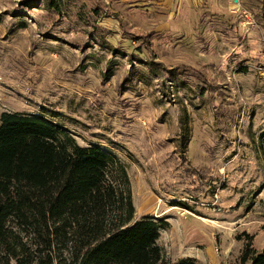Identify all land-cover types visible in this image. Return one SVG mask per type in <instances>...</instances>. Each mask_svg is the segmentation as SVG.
Segmentation results:
<instances>
[{
  "label": "rangeland",
  "instance_id": "rangeland-1",
  "mask_svg": "<svg viewBox=\"0 0 264 264\" xmlns=\"http://www.w3.org/2000/svg\"><path fill=\"white\" fill-rule=\"evenodd\" d=\"M245 1L239 32L213 14L163 34L168 17L138 2L61 0L58 15L0 0V114L51 119L115 154L134 222L170 224L158 241L169 261L237 264L244 233L264 249V16Z\"/></svg>",
  "mask_w": 264,
  "mask_h": 264
},
{
  "label": "trees",
  "instance_id": "trees-1",
  "mask_svg": "<svg viewBox=\"0 0 264 264\" xmlns=\"http://www.w3.org/2000/svg\"><path fill=\"white\" fill-rule=\"evenodd\" d=\"M42 2L61 14V0ZM227 22L221 24L231 34L235 26ZM50 120L0 114V264H198L166 259L158 241L170 229L167 221L134 222L125 163L98 144L79 145ZM236 240L244 244L237 264H264L253 236Z\"/></svg>",
  "mask_w": 264,
  "mask_h": 264
},
{
  "label": "crops",
  "instance_id": "crops-1",
  "mask_svg": "<svg viewBox=\"0 0 264 264\" xmlns=\"http://www.w3.org/2000/svg\"><path fill=\"white\" fill-rule=\"evenodd\" d=\"M244 1L245 0H122L123 3L120 5V11L126 12L128 7H131V4L137 2V7L140 8H142L143 5H151L150 7H152V9L150 12L168 17L162 24L163 27H157L155 29L156 32L163 34L168 32L171 34L179 32V29L190 26L194 24V22L203 21L204 16L208 18V16H213V14L218 15L219 18L213 16L214 19L211 18V20L228 21L227 23L230 27L234 25L238 29L239 24L234 20L236 16L238 17V13L243 14L247 12L244 7ZM140 4L143 5L141 6ZM140 8H137V11H139ZM238 9L240 11H238ZM225 12L231 14L232 17L230 15L226 16L224 14ZM231 20L233 21L229 23ZM221 21H218V24H221ZM219 26L220 25L217 27Z\"/></svg>",
  "mask_w": 264,
  "mask_h": 264
},
{
  "label": "built area",
  "instance_id": "built-area-1",
  "mask_svg": "<svg viewBox=\"0 0 264 264\" xmlns=\"http://www.w3.org/2000/svg\"><path fill=\"white\" fill-rule=\"evenodd\" d=\"M238 11H240L239 9H238ZM237 11V12H238ZM243 15H244V19H246L244 22H243V26H245V27H247V26H250V25H252V21L250 20V22H248V19L250 18V15L247 13V12H244L243 13Z\"/></svg>",
  "mask_w": 264,
  "mask_h": 264
}]
</instances>
